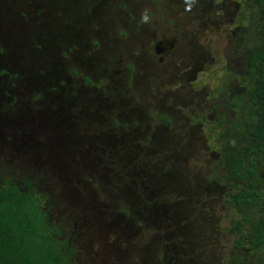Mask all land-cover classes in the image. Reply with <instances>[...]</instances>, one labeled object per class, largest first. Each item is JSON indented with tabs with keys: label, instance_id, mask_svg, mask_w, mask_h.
Listing matches in <instances>:
<instances>
[{
	"label": "rangeland",
	"instance_id": "374dc122",
	"mask_svg": "<svg viewBox=\"0 0 264 264\" xmlns=\"http://www.w3.org/2000/svg\"><path fill=\"white\" fill-rule=\"evenodd\" d=\"M263 24L253 0H0V183L43 194L74 264H254L224 154Z\"/></svg>",
	"mask_w": 264,
	"mask_h": 264
},
{
	"label": "trees",
	"instance_id": "16d2710c",
	"mask_svg": "<svg viewBox=\"0 0 264 264\" xmlns=\"http://www.w3.org/2000/svg\"><path fill=\"white\" fill-rule=\"evenodd\" d=\"M264 18V0H253ZM245 72L254 117L247 122L245 141L228 137L225 179L238 189L232 201L240 211L233 225L234 247L247 243L254 264H264V214L257 160L264 154V24L260 41L247 52ZM230 132L228 131V134ZM75 252L50 219L44 197L29 181L0 183V264H74Z\"/></svg>",
	"mask_w": 264,
	"mask_h": 264
}]
</instances>
